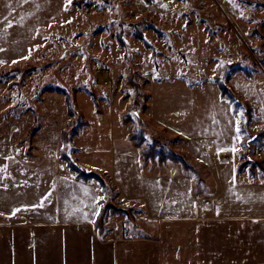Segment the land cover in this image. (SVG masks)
Instances as JSON below:
<instances>
[{
    "label": "rangeland",
    "instance_id": "374dc122",
    "mask_svg": "<svg viewBox=\"0 0 264 264\" xmlns=\"http://www.w3.org/2000/svg\"><path fill=\"white\" fill-rule=\"evenodd\" d=\"M64 134L72 137L67 154L74 162L105 175L96 203L106 229L141 213L131 209L139 201L131 203L109 181L120 162H138L133 196L160 210L165 234L188 244L183 254L191 262L203 264L209 244V264H264V220L257 218L264 205L235 191L230 203L222 192L230 191L226 174L239 160L253 174L264 169V0H0L6 220H32L51 204L95 215L90 185L98 181L76 184V171L63 159ZM144 151L155 160L143 161ZM157 174L158 186H147L145 179ZM68 185L71 194L59 203ZM170 252L159 264H174Z\"/></svg>",
    "mask_w": 264,
    "mask_h": 264
},
{
    "label": "crops",
    "instance_id": "0c3cea01",
    "mask_svg": "<svg viewBox=\"0 0 264 264\" xmlns=\"http://www.w3.org/2000/svg\"><path fill=\"white\" fill-rule=\"evenodd\" d=\"M12 130L17 132V126H13ZM113 130L119 132L122 129L114 128ZM125 134L127 135V133ZM20 137V144H22L24 139L23 136ZM209 148L213 150V147L210 145ZM86 151L93 152L94 149L88 147ZM127 153L131 156L139 157V152L136 149H131ZM222 156L228 157L229 160L230 154L223 152ZM32 158L36 157L32 156ZM1 159L2 157H0ZM142 159L146 161L144 158ZM56 160V165H60L61 160ZM243 161L245 159L239 160L236 165L228 170L226 176L227 180L230 179L231 182L229 184L230 191L228 192L224 188L222 192L227 193L230 203H233L230 196L235 191L238 193L254 194L257 198L256 202L264 205V169L261 170L264 166L259 163L261 168L258 170H261V174H253L247 168L244 169L241 167ZM254 161L258 164L256 160ZM25 162L33 165L31 159L25 160ZM136 164L120 162L118 164V172L113 174L114 177L109 180L116 188V191L129 199L128 201L134 204L133 201L137 200L141 205L138 209L131 206V209H136L141 212L137 213V215L135 214L136 217L131 215L130 224L127 223L132 235L131 239H125V234L121 229L124 224L118 227L109 224L107 229L105 226L103 227L99 216L102 204L97 207L96 203L98 199H102L103 195L101 191L103 188L97 180L99 183L90 185L91 189L97 192L94 198V210L91 214H95L93 217L83 216L86 213L85 207L81 208L77 206V209L79 208L78 211L67 212L69 207H66V210L61 209L59 211L57 210V206L55 208L53 204L49 207L39 209L36 212L35 218L32 220H6V216L1 214L3 210H0V263L6 264L9 261L10 264H144L154 260L159 264L161 262V256L166 257L168 250L172 248L174 249V254L170 252V254H173L170 259L174 261V264H194L190 261L191 254H183L184 249L188 251V244L181 242V239L177 241L176 233L165 234L162 227L164 222L163 214L160 210L151 207L150 199L146 201L147 203H143L133 196L134 189L140 187V183L136 181L135 167H142L138 162ZM130 167L132 171L129 169ZM235 172L237 173L236 175ZM239 173V180H236V182L235 179ZM100 174L104 175L103 173ZM58 177L60 178L59 175ZM0 179L8 180L7 176H1V174ZM160 179L161 175L157 174L145 179V181H147V186L151 184L158 186ZM91 181L93 180H75L76 184L83 188L88 187V183ZM67 194L68 197L71 194L70 185L62 192H59V203H61V198L64 202L66 201ZM216 198L223 204L221 193H218ZM207 209L209 215H211V208L207 207ZM72 213H75L76 216L72 217ZM257 218L264 220V217ZM58 221L64 222L59 223ZM62 223L68 224L65 225ZM54 227L64 228L60 230ZM111 227H117L119 234H110L109 229ZM260 229L264 232V224L261 225ZM33 233L35 234V238H33ZM6 234L8 236V243L6 242ZM116 238L118 239L117 241H115ZM166 238L169 239V242ZM208 242H210L209 238ZM262 243H264V240H262ZM204 251L201 253L203 254V261L201 262L203 264L213 262V257L207 255V252L213 251V245L209 246L208 244L207 247H204ZM261 252L264 253V250L261 249L259 253Z\"/></svg>",
    "mask_w": 264,
    "mask_h": 264
},
{
    "label": "trees",
    "instance_id": "16d2710c",
    "mask_svg": "<svg viewBox=\"0 0 264 264\" xmlns=\"http://www.w3.org/2000/svg\"><path fill=\"white\" fill-rule=\"evenodd\" d=\"M70 110V114L72 115V116H74V114H75V116H76V110L75 109H69ZM78 133V132H77ZM76 132L74 133V134H77ZM72 137H65V134H64V143H65V154L63 153V155H64V158L63 159H65V160H67L68 161V163H69V165L72 167V169L74 170V171H76V173H77V178L79 179V180H85V181H89V180H98L100 183H101V185L103 186V188H105L106 187V181H105V179H104V175H102V174H100V173H95V172H93V173H90V172H86V170H84V169H81L75 162H74V160H73V158L72 157H70V155L69 154H67V153H69V146H70V139H71ZM136 145L137 146H139V147H142L143 145H144V143L143 142H141V143H136ZM160 145L158 144L157 146H156V148L157 147H159ZM147 151H144L143 153L145 154ZM176 156V155H175ZM175 156H174V158H175ZM144 159L146 160V161H149V160H155V156H150L148 153H146L144 156ZM178 158H180V157H178ZM177 159V158H176ZM181 159V158H180Z\"/></svg>",
    "mask_w": 264,
    "mask_h": 264
},
{
    "label": "built area",
    "instance_id": "2783aa9c",
    "mask_svg": "<svg viewBox=\"0 0 264 264\" xmlns=\"http://www.w3.org/2000/svg\"><path fill=\"white\" fill-rule=\"evenodd\" d=\"M260 152H264V146L260 147ZM124 234L126 235V238H130V231H129V227L128 226H123L122 227ZM109 233L110 234H115L118 235V229L116 227H111L109 229ZM118 239L116 238L115 241H117Z\"/></svg>",
    "mask_w": 264,
    "mask_h": 264
},
{
    "label": "snow or ice",
    "instance_id": "6c2138e0",
    "mask_svg": "<svg viewBox=\"0 0 264 264\" xmlns=\"http://www.w3.org/2000/svg\"><path fill=\"white\" fill-rule=\"evenodd\" d=\"M236 132H237V139H239L240 138V136H239V133H240V129H239V127H237L236 128ZM235 149H233V151H234ZM98 203V202H97Z\"/></svg>",
    "mask_w": 264,
    "mask_h": 264
},
{
    "label": "bare ground",
    "instance_id": "6f19581e",
    "mask_svg": "<svg viewBox=\"0 0 264 264\" xmlns=\"http://www.w3.org/2000/svg\"><path fill=\"white\" fill-rule=\"evenodd\" d=\"M143 9H145L143 6H142Z\"/></svg>",
    "mask_w": 264,
    "mask_h": 264
}]
</instances>
